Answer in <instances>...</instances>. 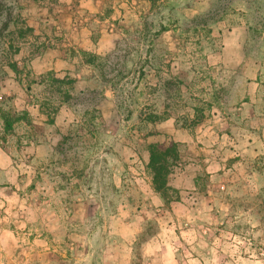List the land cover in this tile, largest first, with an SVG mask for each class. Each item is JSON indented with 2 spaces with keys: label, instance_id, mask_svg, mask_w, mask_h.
I'll return each mask as SVG.
<instances>
[{
  "label": "rangeland",
  "instance_id": "374dc122",
  "mask_svg": "<svg viewBox=\"0 0 264 264\" xmlns=\"http://www.w3.org/2000/svg\"><path fill=\"white\" fill-rule=\"evenodd\" d=\"M3 3L0 109L17 120L8 131L0 121V145L18 179L0 200V264L107 263L92 250L109 235L104 205L119 194L113 172L125 165L131 199L145 151L136 142L167 118L244 130L239 146L228 142L231 133L214 145L227 170L212 209L164 231L175 240V264H264V98L243 109L248 87L221 53L238 30L247 52L264 57L258 1ZM29 129L35 140L27 143ZM138 227L128 264H148L139 244L160 229L151 215Z\"/></svg>",
  "mask_w": 264,
  "mask_h": 264
},
{
  "label": "crops",
  "instance_id": "0c3cea01",
  "mask_svg": "<svg viewBox=\"0 0 264 264\" xmlns=\"http://www.w3.org/2000/svg\"><path fill=\"white\" fill-rule=\"evenodd\" d=\"M257 1L260 5V12L256 13L262 14L264 18V0ZM243 11L242 15L247 16L249 10ZM229 37V41L221 50L222 61L232 69L237 84L248 87L245 95L239 100L247 101V103H241L243 109L246 110L251 106L255 108L257 101L264 98V90H261L260 86L264 84V57L256 58L247 52L249 48L245 47L243 32L234 30ZM257 85L260 87L256 90ZM2 110L11 113L9 109ZM0 121H2L1 117ZM32 126L34 127V125ZM154 127L148 137L136 142V150L138 151L140 147L144 146L145 151L143 154L141 153L142 160H140L141 165L137 168V174L130 177L134 198L129 199L127 196L129 179L125 165L120 162L113 172L117 181L118 190L116 192L119 194L116 200H110L104 205V211L111 218L108 226L109 235L103 240H97L103 247L92 250L93 253L95 251L97 254L101 253L109 262L102 261L101 263L96 262V264H128L125 262L126 254L132 251L138 226H141V221L148 215L156 219L160 229L140 242L141 253L145 256L148 264H175V240L172 236L163 234L164 231L176 230L180 224L185 223L186 219H191L193 213L208 212L212 209L211 201L214 191L218 187H222L221 181L227 170L223 157L219 156L220 152L215 149L214 145L216 142H224V134L231 133L232 138L228 142L235 148L242 142V138L239 136L240 132H244L242 128L238 127H234L232 131L227 128L225 131H216L213 125L203 124L191 128L173 118L159 121L155 123ZM28 132L27 143L35 140L32 129H29ZM218 134L220 137H217ZM60 139V136L57 137L53 143L55 147L61 145ZM36 142L40 146H44L48 140L38 139ZM250 143L247 140L246 144ZM1 145L5 147L3 144ZM1 145L0 200L6 201L9 196L12 197L14 193L12 186L16 184L18 178L7 151ZM150 145H159L162 148L176 146L177 158L169 167L162 193L155 190L152 184V173L148 168ZM80 190L81 186L77 188L78 192ZM91 242L92 244L96 243L94 239ZM88 252L90 254L91 250H87ZM84 264L92 263L90 261Z\"/></svg>",
  "mask_w": 264,
  "mask_h": 264
},
{
  "label": "trees",
  "instance_id": "16d2710c",
  "mask_svg": "<svg viewBox=\"0 0 264 264\" xmlns=\"http://www.w3.org/2000/svg\"><path fill=\"white\" fill-rule=\"evenodd\" d=\"M3 11L4 3L3 0H0V25ZM0 117L2 118L4 129L7 131L11 129L12 123L17 120V117L13 114L4 112L2 109H0ZM172 151V145L167 148H162L159 145L149 146L148 167L152 172V184L155 190L161 193L164 192L166 175L168 173L167 167L169 166V157H171Z\"/></svg>",
  "mask_w": 264,
  "mask_h": 264
}]
</instances>
